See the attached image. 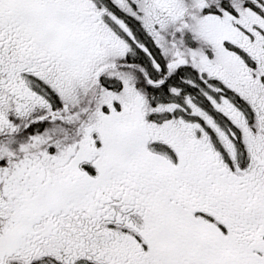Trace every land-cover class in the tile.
Segmentation results:
<instances>
[{
  "label": "snow or ice",
  "instance_id": "obj_1",
  "mask_svg": "<svg viewBox=\"0 0 264 264\" xmlns=\"http://www.w3.org/2000/svg\"><path fill=\"white\" fill-rule=\"evenodd\" d=\"M0 264H264V0H0Z\"/></svg>",
  "mask_w": 264,
  "mask_h": 264
}]
</instances>
